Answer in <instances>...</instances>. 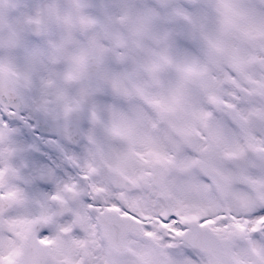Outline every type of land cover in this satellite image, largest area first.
<instances>
[{
    "label": "snow or ice",
    "instance_id": "1",
    "mask_svg": "<svg viewBox=\"0 0 264 264\" xmlns=\"http://www.w3.org/2000/svg\"><path fill=\"white\" fill-rule=\"evenodd\" d=\"M23 8L0 0V113L87 127L75 176L28 179L0 119V264H264V0Z\"/></svg>",
    "mask_w": 264,
    "mask_h": 264
},
{
    "label": "rangeland",
    "instance_id": "2",
    "mask_svg": "<svg viewBox=\"0 0 264 264\" xmlns=\"http://www.w3.org/2000/svg\"><path fill=\"white\" fill-rule=\"evenodd\" d=\"M27 1L28 0H19V2L21 3V5H27ZM24 10H25V8H24Z\"/></svg>",
    "mask_w": 264,
    "mask_h": 264
},
{
    "label": "clouds",
    "instance_id": "3",
    "mask_svg": "<svg viewBox=\"0 0 264 264\" xmlns=\"http://www.w3.org/2000/svg\"><path fill=\"white\" fill-rule=\"evenodd\" d=\"M18 54H19V50H18Z\"/></svg>",
    "mask_w": 264,
    "mask_h": 264
},
{
    "label": "flooded vegetation",
    "instance_id": "4",
    "mask_svg": "<svg viewBox=\"0 0 264 264\" xmlns=\"http://www.w3.org/2000/svg\"><path fill=\"white\" fill-rule=\"evenodd\" d=\"M46 145H48V144L46 143Z\"/></svg>",
    "mask_w": 264,
    "mask_h": 264
}]
</instances>
